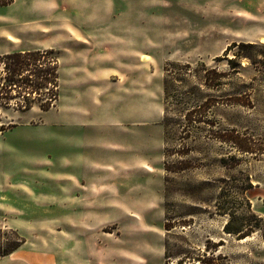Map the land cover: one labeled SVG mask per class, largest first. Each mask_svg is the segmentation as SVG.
<instances>
[{"label": "rangeland", "instance_id": "rangeland-1", "mask_svg": "<svg viewBox=\"0 0 264 264\" xmlns=\"http://www.w3.org/2000/svg\"><path fill=\"white\" fill-rule=\"evenodd\" d=\"M258 3L67 0L58 41L20 23L33 0L0 6V51L53 48L58 74L47 111L0 106V251L20 237L57 264H79L81 241L102 264H264ZM81 151L89 167L69 180ZM107 155L135 165L93 167L117 166ZM70 182L84 196L67 206Z\"/></svg>", "mask_w": 264, "mask_h": 264}, {"label": "crops", "instance_id": "crops-1", "mask_svg": "<svg viewBox=\"0 0 264 264\" xmlns=\"http://www.w3.org/2000/svg\"><path fill=\"white\" fill-rule=\"evenodd\" d=\"M32 5H34V8H35L33 10L32 17L27 18V19H22L20 23H23V24L27 23V24L33 25L32 29L34 31L39 32L40 34H44V36H47L50 33L55 34L54 38L48 37V39H53L54 41L67 38V0H33ZM243 12H245L246 14L248 13L247 7H243L241 9V15ZM254 23L256 25L260 23H264V4H261V3L256 4ZM258 30L261 32H264L263 29H258ZM17 34L18 36H20L19 33ZM62 34L64 37H61ZM0 35H4V34L0 33ZM8 37L10 36L6 37L5 35L4 39H8V40L12 39V38L9 39ZM34 49H37V48H34ZM44 49H47V48H44ZM48 49H53V48H48ZM6 51L5 50L0 51V53H4ZM90 75L91 77H96V78L103 77L105 79L106 77H109L112 74H90ZM97 100L102 103V99L98 98ZM105 102L107 101L105 100ZM91 105L93 108L97 104H95L92 101ZM83 141L84 139L82 138L75 139V142L77 143V145L80 144V146H82L83 148H86L87 146L85 144V141L84 142ZM108 147L110 149V150H107L109 154H112L114 151H116L114 149V145L111 144ZM124 148L125 149L121 152H129L130 148L127 145ZM108 158H109L108 160L113 159L112 161L114 160L116 161V159H114V155H109ZM110 162L111 161L107 163H103V164L94 163L95 166L93 167H98L101 169V167H107V166L113 167V168L125 166L128 168H131L132 167L131 165L133 166L135 165L134 161L130 163V161H127L126 159L121 163L116 161L115 164H118L117 166L112 165V163ZM87 164H88V161H87L86 154L82 151L79 153H75V155L73 156L67 155V166H70V169L72 167L78 168V171H75L76 173L71 172L70 169L67 171L69 180L72 179V177L80 179L79 176L83 175V173L87 171L88 169L87 167H89L87 166ZM85 182L87 183L86 180ZM79 184H81V186H85L81 182ZM67 191H70L67 206L72 205V201L74 198H76L79 201H82V196L84 195L82 194L78 195L77 193H75V191H73V183L70 182L69 187L67 183ZM23 243H21L17 248H15L9 254L0 256V261L3 259H7L10 261L16 262L15 264H57L55 257L51 253L44 255L43 253H40L35 249L23 248L22 247ZM102 253H103L102 248H98V247L88 248L87 246L85 247L84 242L81 241L80 253L78 257L79 264H102L99 262V258L101 257ZM5 264H8V263H5ZM105 264H117V263L110 262V263H105Z\"/></svg>", "mask_w": 264, "mask_h": 264}, {"label": "trees", "instance_id": "trees-1", "mask_svg": "<svg viewBox=\"0 0 264 264\" xmlns=\"http://www.w3.org/2000/svg\"><path fill=\"white\" fill-rule=\"evenodd\" d=\"M13 0H0V6H7ZM232 42L231 46H235ZM230 49V48H228ZM53 55L49 66L38 62L46 55ZM57 56L53 49L20 50L0 54L3 74H0V106L8 107L15 100L16 108L28 110L37 100L38 107L47 111L57 99L58 74ZM3 125H0L2 129ZM248 150V149H247ZM23 243L17 237V243L0 251V256L9 254Z\"/></svg>", "mask_w": 264, "mask_h": 264}, {"label": "bare ground", "instance_id": "bare-ground-1", "mask_svg": "<svg viewBox=\"0 0 264 264\" xmlns=\"http://www.w3.org/2000/svg\"><path fill=\"white\" fill-rule=\"evenodd\" d=\"M261 42H263L264 43V36L263 37H261ZM246 239V237H244V238H241V240L240 241H242V240H245Z\"/></svg>", "mask_w": 264, "mask_h": 264}]
</instances>
